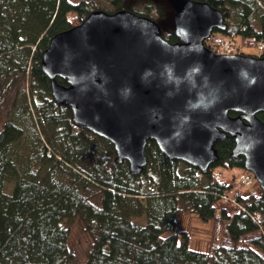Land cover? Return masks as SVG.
<instances>
[{"label": "trees", "instance_id": "trees-1", "mask_svg": "<svg viewBox=\"0 0 264 264\" xmlns=\"http://www.w3.org/2000/svg\"><path fill=\"white\" fill-rule=\"evenodd\" d=\"M102 1L109 13L148 17L126 8V0H0V264H77L68 245L73 221L90 239L78 264H264L262 196L221 205L231 181L212 178L221 168L243 169L230 137L215 142L217 160L206 174L168 159L150 141L148 164L133 175L109 141L73 124L70 108L51 97L43 52ZM193 1L222 12L221 34H234L232 53L256 47L264 58V0ZM166 40L177 41L173 32ZM258 118L264 123V113ZM187 214L228 222L225 241L209 252L189 248L188 233L176 230ZM141 216L143 225L132 221Z\"/></svg>", "mask_w": 264, "mask_h": 264}, {"label": "water", "instance_id": "water-1", "mask_svg": "<svg viewBox=\"0 0 264 264\" xmlns=\"http://www.w3.org/2000/svg\"><path fill=\"white\" fill-rule=\"evenodd\" d=\"M166 2L174 43L153 19L128 10L93 11L53 36L41 62L51 97L70 108L73 124L109 141L133 175L147 166L150 141L206 174L215 142L230 137L231 156H242L264 200V58L213 53L205 40L226 31L222 12L206 2Z\"/></svg>", "mask_w": 264, "mask_h": 264}, {"label": "rangeland", "instance_id": "rangeland-1", "mask_svg": "<svg viewBox=\"0 0 264 264\" xmlns=\"http://www.w3.org/2000/svg\"><path fill=\"white\" fill-rule=\"evenodd\" d=\"M126 3V8H132L138 12H144L148 15V17L153 19L159 25L163 38L166 39L169 33L173 32L174 10L168 5L166 0H126ZM99 7L101 10L106 12L112 10L110 4L107 1H102ZM216 34L222 36L220 33ZM231 39L235 41L234 38ZM213 53L215 52L213 51ZM233 54H236V52ZM238 54L257 57L259 51L256 47H246V49L242 50V53ZM2 123L3 118L0 117V127ZM220 172L222 177H225V179L231 181V187L227 191L229 196H234L236 191L243 194L248 193L250 190H253L256 193L260 192L259 185L257 181L253 179L251 172L238 168H221ZM247 177H249V180H251L250 184L244 179ZM9 190L10 185H6L5 191L9 192ZM219 203L221 205L225 204L228 206H235V204L232 205L231 203H227L226 200L219 201ZM218 208H220V206L217 207V212H219ZM132 221L143 225L145 223V217H132ZM227 223L228 222H219L218 220L203 222L199 220L196 215L187 214L176 219V230L188 233L189 248L202 252H209V250H211L213 247H218L225 241V237L223 236V225ZM67 225L69 227L68 245L74 251L76 257L75 262L78 264L83 262L86 258V254L90 246V239L89 236L83 232L82 226L79 222L73 221L67 223Z\"/></svg>", "mask_w": 264, "mask_h": 264}, {"label": "built area", "instance_id": "built-area-1", "mask_svg": "<svg viewBox=\"0 0 264 264\" xmlns=\"http://www.w3.org/2000/svg\"><path fill=\"white\" fill-rule=\"evenodd\" d=\"M231 38H234V34H230V35L225 36V37H222L218 34H213L211 37H209L206 40L205 44L208 48H210L216 54L229 55V54H232V43H231L232 39ZM215 177L218 178L219 176L217 175ZM244 179L247 183L250 184L251 180H249L250 179L249 177L244 178ZM249 193L252 196H256L260 192L256 193L253 190H250ZM239 195H240V193L236 191L234 193V196H232V197H238ZM223 200H226V202L229 201L228 196H223Z\"/></svg>", "mask_w": 264, "mask_h": 264}, {"label": "clouds", "instance_id": "clouds-1", "mask_svg": "<svg viewBox=\"0 0 264 264\" xmlns=\"http://www.w3.org/2000/svg\"><path fill=\"white\" fill-rule=\"evenodd\" d=\"M244 170V169H243Z\"/></svg>", "mask_w": 264, "mask_h": 264}]
</instances>
